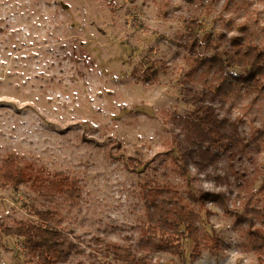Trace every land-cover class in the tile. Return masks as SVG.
Masks as SVG:
<instances>
[{"label":"rangeland","instance_id":"rangeland-1","mask_svg":"<svg viewBox=\"0 0 264 264\" xmlns=\"http://www.w3.org/2000/svg\"><path fill=\"white\" fill-rule=\"evenodd\" d=\"M223 2L0 0V165L12 158L30 177L17 188L0 184L3 221L38 224L37 212L52 211L61 218L65 249L57 264H125L113 246L146 251L147 200L156 190L175 188L186 203L187 182L195 195L251 198L264 216V143L256 135L264 108L252 124L251 114L229 109L203 83L200 68H189L198 57H245L246 45H233L242 36L264 41V4L253 23ZM224 69L244 73L238 65ZM207 107L236 129L220 141L219 163L197 172L181 157L179 128L162 113L201 121ZM55 172L78 185L77 202L45 197L37 187ZM207 207L210 217L199 212L195 261L194 243L184 238L180 256L152 248L143 253L146 263L264 264L240 224L216 204ZM0 264L38 262L23 239L0 232Z\"/></svg>","mask_w":264,"mask_h":264},{"label":"trees","instance_id":"trees-1","mask_svg":"<svg viewBox=\"0 0 264 264\" xmlns=\"http://www.w3.org/2000/svg\"><path fill=\"white\" fill-rule=\"evenodd\" d=\"M226 9L233 11L236 17H246V21L256 23L263 14L256 6L264 4V0H224ZM230 23V22H229ZM242 31L248 33V24L243 22ZM258 36L241 37L233 41L234 46L246 45L245 57L233 56L221 58L198 57L195 61H189V68L193 72L201 69V77L215 94L222 95L229 109L238 107L241 115L247 117L254 124L264 108V41L257 42ZM241 66L243 74H233L225 71V66ZM135 71H133V74ZM151 79L154 81L155 73ZM147 80L149 78H146ZM242 101H246L245 104ZM239 103V104H238ZM255 104H262L256 108ZM163 120L172 126L179 128L176 141L181 157L189 161L197 172H204L209 167L216 166L221 154L218 147H223L220 141H230L231 135L228 129L234 128L233 124H226L220 118L214 108L207 107L203 120L197 121L188 116H181L164 110ZM258 121V120H257ZM258 133V135H257ZM256 135L263 139L264 124L256 128ZM180 174L185 176L184 170ZM30 177L24 169L12 158L0 165V184L3 188H17L27 184ZM42 185V186H40ZM37 187L42 189L44 196H63L69 202H77L81 198V191L77 184L72 182L69 176L63 172H55L45 181L40 180ZM185 199L179 196L177 190L166 187L152 193L148 202L146 242L144 252H138L131 247L113 246V252L117 261L125 264H147L145 255L148 249L155 248L158 252H167L180 256L181 240L186 238L194 243L189 255V261H195L201 253L198 240L201 210L206 217L212 215L207 204L213 203L221 208L223 214L233 217L240 224V230L247 235V245L251 250L264 253V216H258L253 207L251 198L230 200L224 192H204L195 195L186 182ZM231 204L229 207L228 204ZM198 205V210L189 205ZM241 209L236 213L235 209ZM38 224L18 223L9 225L0 217V232L6 237L15 236L23 239L29 252L36 258L38 264H57L63 259L64 245L59 229L61 218L52 211L37 212ZM145 255H144V254Z\"/></svg>","mask_w":264,"mask_h":264}]
</instances>
